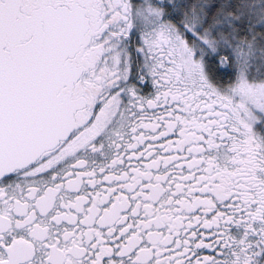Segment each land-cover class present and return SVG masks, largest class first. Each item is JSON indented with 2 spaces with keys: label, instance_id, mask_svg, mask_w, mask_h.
Here are the masks:
<instances>
[{
  "label": "snow or ice",
  "instance_id": "1",
  "mask_svg": "<svg viewBox=\"0 0 264 264\" xmlns=\"http://www.w3.org/2000/svg\"><path fill=\"white\" fill-rule=\"evenodd\" d=\"M0 264H264V0H0Z\"/></svg>",
  "mask_w": 264,
  "mask_h": 264
}]
</instances>
